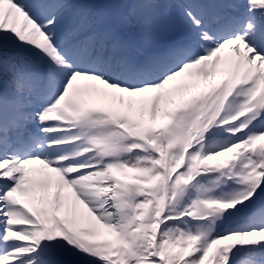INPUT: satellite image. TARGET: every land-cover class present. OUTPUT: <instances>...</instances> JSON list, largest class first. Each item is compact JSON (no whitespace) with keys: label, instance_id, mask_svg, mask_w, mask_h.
I'll return each instance as SVG.
<instances>
[{"label":"snow or ice","instance_id":"snow-or-ice-1","mask_svg":"<svg viewBox=\"0 0 264 264\" xmlns=\"http://www.w3.org/2000/svg\"><path fill=\"white\" fill-rule=\"evenodd\" d=\"M0 264H264V0H0Z\"/></svg>","mask_w":264,"mask_h":264}]
</instances>
